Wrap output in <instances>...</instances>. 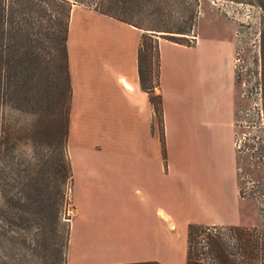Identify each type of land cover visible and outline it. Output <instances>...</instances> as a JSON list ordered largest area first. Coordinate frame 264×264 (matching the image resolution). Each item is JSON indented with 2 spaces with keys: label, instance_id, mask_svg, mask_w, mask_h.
I'll return each instance as SVG.
<instances>
[{
  "label": "crops",
  "instance_id": "crops-1",
  "mask_svg": "<svg viewBox=\"0 0 264 264\" xmlns=\"http://www.w3.org/2000/svg\"><path fill=\"white\" fill-rule=\"evenodd\" d=\"M104 15L140 32L135 65L128 73L125 64H112L113 78L77 83L68 35L69 138L79 95L93 100L109 131L132 126L135 145H109L120 152L104 151V174L79 181L86 202L78 206L73 179L76 205L62 213L69 227L62 264H187L190 223L252 220L241 194L236 142L237 40L232 31H198L192 44L160 37L159 79L144 86L138 63L144 30ZM151 93L161 95L163 132Z\"/></svg>",
  "mask_w": 264,
  "mask_h": 264
},
{
  "label": "rangeland",
  "instance_id": "rangeland-1",
  "mask_svg": "<svg viewBox=\"0 0 264 264\" xmlns=\"http://www.w3.org/2000/svg\"><path fill=\"white\" fill-rule=\"evenodd\" d=\"M259 2L198 0L197 25L191 32V35L197 37L198 31L199 34L232 31L237 40L236 142L241 194L248 203L245 211L250 216L247 219L252 217L250 224L242 226H255L257 233L264 232V9ZM43 5L41 0L36 2L34 11L27 13L33 17L26 21L25 26L31 36L36 38L34 50L45 56L49 51L53 52L49 35H52L55 26L42 14ZM58 9L60 14L62 9ZM23 15L26 16L25 13ZM139 36L137 29L93 7L74 3L71 9L69 49L76 82L84 85L91 79H111L113 75L109 66L112 64H125L129 73L135 65ZM149 51L152 53L153 80L157 83L158 56L154 47H150ZM56 97L61 99L63 94L59 92ZM93 105V100L88 101L79 95L75 101L73 125L66 148L67 157L70 161L73 158L75 163V172L73 176L71 166L66 179L63 177L65 169L62 148L55 138L60 123L48 124L29 110L0 106V182L17 175L35 176L47 184L51 197L50 206L43 208V212L50 217L27 229V240L17 243L0 241V264L64 263L68 253L69 227L62 213L66 208L76 205L75 199L77 206L81 205V201L86 202L84 194L79 196V181L95 174H104V151H119L109 149V145L116 142L120 149L126 146L134 148L132 126L127 123L125 130L121 126L120 132L109 131V120L102 117L101 110ZM158 117L163 132L160 111ZM31 123L38 126L35 134L29 130ZM97 144L102 147H96ZM255 233H241L229 225L199 230L193 238V258L203 264H222L220 252L223 250L230 257L239 259L241 241Z\"/></svg>",
  "mask_w": 264,
  "mask_h": 264
},
{
  "label": "trees",
  "instance_id": "trees-1",
  "mask_svg": "<svg viewBox=\"0 0 264 264\" xmlns=\"http://www.w3.org/2000/svg\"><path fill=\"white\" fill-rule=\"evenodd\" d=\"M37 1L0 0V106L29 110L48 124L60 123L55 138L62 148L63 177L66 179L71 168L66 154L72 95L67 40L73 4L93 7L143 29L138 55L140 78L144 86H155L150 47L156 49L159 77L161 36L187 44L196 42L191 32L197 25L198 0H41L45 4L42 14L55 26L49 35L53 52L49 51L45 56L34 50L36 38L25 26L33 17L27 13L34 11ZM259 4L264 9V0ZM58 8L62 9L60 14ZM262 38L264 48V28ZM59 92L63 94L61 99L56 97ZM262 92L264 100V71ZM150 98L162 116L161 95L151 93ZM29 130L35 134L37 124L31 123ZM162 142L164 146L163 139ZM46 185L38 177L22 175L4 178L0 182V241H25L27 229L41 224L43 219L47 221L50 216L43 212V208L50 206L51 197ZM229 226L241 233H255L257 230L255 226ZM212 227L216 226L190 223L187 264H203L193 258V238L197 231ZM220 253L222 264H264V232H256L241 241L239 259L230 257L223 250Z\"/></svg>",
  "mask_w": 264,
  "mask_h": 264
},
{
  "label": "built area",
  "instance_id": "built-area-1",
  "mask_svg": "<svg viewBox=\"0 0 264 264\" xmlns=\"http://www.w3.org/2000/svg\"><path fill=\"white\" fill-rule=\"evenodd\" d=\"M193 36H195V35H193Z\"/></svg>",
  "mask_w": 264,
  "mask_h": 264
},
{
  "label": "bare ground",
  "instance_id": "bare-ground-1",
  "mask_svg": "<svg viewBox=\"0 0 264 264\" xmlns=\"http://www.w3.org/2000/svg\"><path fill=\"white\" fill-rule=\"evenodd\" d=\"M127 86V85H126Z\"/></svg>",
  "mask_w": 264,
  "mask_h": 264
}]
</instances>
